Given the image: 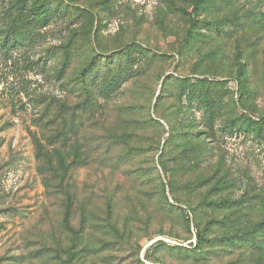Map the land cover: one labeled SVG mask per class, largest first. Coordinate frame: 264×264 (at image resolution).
Masks as SVG:
<instances>
[{"label":"rangeland","instance_id":"obj_1","mask_svg":"<svg viewBox=\"0 0 264 264\" xmlns=\"http://www.w3.org/2000/svg\"><path fill=\"white\" fill-rule=\"evenodd\" d=\"M202 1L0 0V264H264V0Z\"/></svg>","mask_w":264,"mask_h":264},{"label":"trees","instance_id":"obj_2","mask_svg":"<svg viewBox=\"0 0 264 264\" xmlns=\"http://www.w3.org/2000/svg\"><path fill=\"white\" fill-rule=\"evenodd\" d=\"M193 3H194V6H195V9H199L202 5H203V1L202 0H193ZM47 3H46V0H31V6L29 8V11L30 13H32L33 16H35V18H37L39 21L41 20H44L46 18V7H47ZM27 21L30 22L32 20H30V18L26 17ZM121 74L118 76V79H116L115 77L112 79L110 78L107 82V85L109 87H118V85H121L123 83V81L125 79H122L121 77ZM107 76H104V78L106 79ZM96 80V79H95ZM100 80V79H99ZM98 81H96L94 84L95 86H100L102 89H106L105 88V85L103 84H98ZM105 81V80H104ZM192 84H187L185 83L183 86V89H182V96L184 98V102L186 103V105L190 108H194V103L197 104V107H202L204 109H206L208 111V113L210 114L209 116V119L212 118V114H214L215 110L217 108H219L218 106L215 105V102L210 99L208 97L207 94H203V92L200 90V89H196L195 88H191ZM190 87V88H189ZM110 89V88H109ZM104 94H106V91L104 92ZM196 120V119H195ZM197 122V120H196ZM198 123V122H197ZM192 125V124H191ZM191 125H186L187 128H193V126ZM245 128V131L249 132V133H252L253 135L255 136H263L264 137V134L262 133L261 129L263 128L262 126H260V124L258 122H255L253 121L252 119L248 118V120L246 121V124L244 126ZM186 130V129H185ZM186 132V131H185ZM189 133H178L177 129H173L170 133V138L169 140L167 141L168 143V146H172V147H178L180 145H182V143L184 142V140H186L187 138H189L190 136H188ZM109 140L111 142H113V144H118L119 142L122 143V144H126V146L129 145V141L127 140H122L121 138H117V137H110ZM120 140V141H119ZM130 156V154L128 153H124L118 160L120 161H125L126 159H128V157ZM139 171H127L124 173V176L127 177V179L129 181L132 182L133 185H135V187L132 189V190H135L136 193L138 192L139 188L138 187V184H139V176H138ZM143 177V176H142ZM159 181H160V184H161V188H162V193H163V196H164V199H165V207L166 206H171L173 207V205H171L169 203V200H168V197H166V184H164L162 182V179H160L159 177ZM121 182V181H120ZM152 181H150L148 184L145 183L143 186L144 187H149L150 190L153 189V186L151 184ZM118 187L115 189V193L113 194V197H112V202H114L115 200H119L122 196H123V191H122V188H121V185L118 184L117 185ZM172 186V190L173 188H175L173 186V184L171 185ZM217 188H215L214 190H216ZM175 191V190H174ZM174 191L173 194H176ZM213 194V192L211 191V195ZM102 201H103V198H101ZM105 199L108 200L107 197H105ZM172 202H174V204H179V205H182V204H186L185 202L183 203L182 200H180L179 198L176 197L175 198H172ZM207 201H205L204 205H199L201 208H213V207H219V206H225L227 204L223 203V202H220L222 203L223 205H220L219 203H217L216 201H211V200H208L206 199ZM110 201V200H108ZM177 208H180V207H177ZM193 212V211H192ZM186 220H187V224L190 223L189 221V217L188 215H186ZM111 228L114 230H116V227H113L111 226ZM259 233H263L264 234V222H259L257 223L256 225H254L248 233H246V235H242V236H238L239 238H235L233 237V239H230L229 237L227 238V236L222 239L221 241L224 242L225 244L227 245H230V246H238V244H236L237 242H235V239L239 240L242 242L243 246L247 247V248H252V249H255V248H258L259 244H260V241H259ZM197 241H198V246H205V245H208V244H211L213 240L211 239H206L205 235L200 232L199 230L197 231ZM264 237V236H263ZM241 238V239H240ZM214 241H218L217 243H219V239H215ZM220 241V242H221ZM215 242V244H217Z\"/></svg>","mask_w":264,"mask_h":264}]
</instances>
